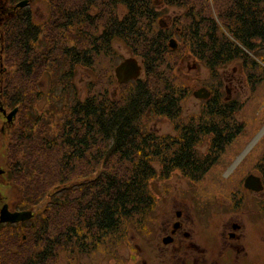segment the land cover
Returning a JSON list of instances; mask_svg holds the SVG:
<instances>
[{
	"label": "trees",
	"instance_id": "obj_1",
	"mask_svg": "<svg viewBox=\"0 0 264 264\" xmlns=\"http://www.w3.org/2000/svg\"><path fill=\"white\" fill-rule=\"evenodd\" d=\"M22 1L0 0V50L5 58L0 70V107L19 109L20 117L19 127L7 146L8 160L12 161L8 163L10 170L7 168L0 174L4 182L9 175L22 193L19 205L25 206L19 209L33 212L31 221L35 227L24 228L22 237L17 231L20 239L11 245L13 252L6 246L11 239L9 243H0V264H22V255L27 257L24 264H45L52 257L42 260L44 254L35 248L40 240L47 244L43 250L55 246L80 248L82 239L94 240L118 233L125 221L144 216L153 209L156 200L149 193V184L157 175L154 162L165 166L167 174L179 170L184 177L197 180L217 164L221 154L241 134L242 129L234 117L240 106L237 102L223 101L216 91L204 100L203 118L199 124L184 128L182 124L178 125L179 136L170 139L144 127L145 117L168 116L173 120L181 111V92L175 87L178 66L175 78H172V70L166 67L167 56L180 45L177 50L169 49L166 40L174 34L166 39V31L156 32V3L183 10L182 15L174 19V24L187 22L184 28L176 27L186 35L188 55L204 62L212 75H216L233 57L242 53L225 33L233 35L248 49H252L253 38L264 41V0H258L256 6L254 0L248 5L243 0H46L51 6L47 30L34 19L28 4L15 9ZM94 4L100 5L99 12L89 15ZM119 5L127 11L122 18L116 14ZM253 6L262 25L251 24L248 20L251 9V15H255ZM216 14L221 21L219 26L215 21ZM90 18L94 21L86 24L87 28L82 27ZM76 22L86 38L84 49L80 44L77 45L79 50L75 46L68 48L61 42V50L56 43L51 49L34 50L43 32L46 38L55 40L61 30L65 32L69 27H76ZM99 23H104L109 30L104 41L97 45L87 38V34ZM114 38L132 44L145 62L147 80L139 78L121 85L125 89L116 100L102 95L101 91L88 95L84 101L78 99L63 118L60 134L55 139L41 136L50 127L46 119L44 130L40 129L34 135L32 131L40 118L31 112L34 96L28 93L29 84H36L48 66L56 64L55 61L60 67H66L69 59L73 64L82 59L91 67L92 54L111 51L110 41ZM181 61L182 58L179 63ZM69 74L70 69L61 78ZM28 114L30 118L27 119ZM204 135L212 137L211 154L207 156L196 150ZM52 163H57L54 171ZM92 163L103 170L93 178H86L88 171L94 174ZM54 185L58 187L52 189ZM19 226L23 227V223ZM53 226L57 233L50 229ZM81 231L83 233L79 234ZM43 235H47L46 240ZM32 247L35 252L30 251Z\"/></svg>",
	"mask_w": 264,
	"mask_h": 264
},
{
	"label": "rangeland",
	"instance_id": "obj_2",
	"mask_svg": "<svg viewBox=\"0 0 264 264\" xmlns=\"http://www.w3.org/2000/svg\"><path fill=\"white\" fill-rule=\"evenodd\" d=\"M243 2H246V0H243ZM99 6L94 4L89 10V15L97 14ZM156 6L158 10V17L154 24L156 32L160 29L166 31L168 33L166 39L169 35L174 34V38L178 40L180 45L177 51L167 56L166 67L172 70V78H175L174 72L178 66L175 87L177 91L180 90L181 92V111L179 116L173 120L168 116L152 115L150 118L145 117L143 120L144 127L159 136H167L172 139L180 134L178 125L182 124L183 128L185 125L191 124L197 126L201 118H203L202 111L205 103L204 100L196 98L193 93L201 87H206L211 92H219L223 101L237 102L240 106L234 117L242 129L241 134L221 154L217 164L197 180L184 177L179 170H173L167 174L165 166L154 162L157 175L149 184V193L156 200V205L153 209L144 216L125 221L118 233L115 232L100 239L95 238L93 240L88 237L82 239L79 242L82 244L80 248L72 246L69 249H64L55 246L54 249L43 250L44 244L45 246L47 244L44 240H40L35 248L36 251H41L39 253L44 254L42 260L52 257L45 264H144V260L146 264H153V257L154 255L156 256L155 250L158 248V240L156 241V239L159 227L155 223L156 219L158 221L161 219V222L166 221L161 224L164 227V223L166 224L168 219L172 217L175 219L176 210H182L192 216L197 224L207 221L214 223L212 225L214 229L217 223L230 218L234 203L241 204V208L244 210L246 207L249 210L256 209V206L257 208L260 207L258 197L247 193L243 185L245 178L250 174H255L264 180V133L260 135L264 128V41L261 42V39L258 40L259 38L255 37L251 42L252 49H248L233 35L225 33L228 39L240 47L239 50L243 54L239 53L233 57L216 75H212L204 62L193 58H189L186 61L188 64L187 68L184 69L179 61L183 56L189 54L188 50L185 49V47L189 49V44L185 42L186 35L182 34L183 31L181 30L178 35L176 28L179 26L184 28V24L187 22H183L180 25L177 22V25L176 23L172 24L169 29L164 26L165 23L169 22L171 16L176 20L178 15H182L183 10L176 7H161L157 3L154 10ZM28 7L34 19L47 30L46 25L51 14L49 2L46 0H31L28 3ZM118 7V9L116 8V14H119V17L122 18L127 13L126 8L121 5ZM213 10H215V5ZM217 12H219L218 9ZM1 13L0 8V15ZM92 18L81 26L87 28L86 24L92 20L94 21ZM215 21L218 26L221 25L217 14ZM75 24L78 25L72 28L69 27V30L65 32L61 30L62 33L57 35L55 40L49 37L46 38V33L43 32L38 42L35 43L34 50L41 52L43 48L51 49L54 43L58 44V48L61 50V42L66 43L68 48L74 46L78 48L77 45L80 44V48L84 49L86 38L81 33L80 24L78 22ZM107 30H109L108 26H104V23H99L96 29H89L87 38L89 39L90 37L91 42H97V45H100L105 39L104 35ZM75 34L76 39H74ZM167 42L168 39L166 44ZM82 43L83 45H81ZM110 43L112 46L111 51H101L98 55L92 54L93 64L92 66L90 65L91 67H88L86 61L82 59L78 64H73L68 58L69 66L66 67H60L55 61L56 64L52 63V65L48 66L47 72L37 80L36 84H29L28 93L34 96L31 112L32 114H37L40 118V122L32 131L34 135L39 133L40 129L44 130V119H46L50 127L41 136L44 137L43 135H45L51 140L55 139L60 134L63 118L74 106L75 101L78 99L84 101L88 95H94V92L99 94L101 91L102 95L106 94L111 100L119 99L125 88H121V85L118 84L115 77V68L126 58L136 57L139 60L143 66L140 79L142 81L147 80L145 62L138 56L137 51L131 47L132 44L118 38L112 39ZM2 59L5 58L1 56L0 50V70L2 69ZM194 63L196 64V69L194 68ZM198 64H201L202 67ZM69 69V76L61 78ZM183 71L187 72L182 73ZM132 85L130 83V87ZM1 93L2 89L0 88V97ZM6 110L9 113L13 108L6 107ZM26 118H30V114L26 115ZM19 120V109L18 115L13 122L7 123L0 108V170H7L8 163L12 162L8 160L7 146L14 131L19 127ZM47 138L45 139L46 141ZM211 143V135H204L201 142L196 146V150L201 155L207 156L211 154ZM238 158L239 161L235 167L231 168ZM56 164L52 163L53 171ZM91 167L94 168V174L88 171V177L86 178H93L94 175L103 170V167L95 166V163H92ZM105 167L106 165H104ZM1 176L3 175L0 174V210L4 204H8L11 211H20L19 208L25 206V204L19 205L22 202V193L12 183L9 175H7L5 182ZM56 186H52V189ZM175 199L178 201L174 202ZM72 214L73 216L76 215L74 211ZM240 216L241 214L238 215V217ZM248 219L251 220L253 226L262 221V217L260 215L257 216L254 212L252 215L249 213ZM32 222L33 220L26 221L23 223V227L18 224H0V243H9L11 239L9 245L6 246L11 248L13 252L14 249L11 245L17 242V238L20 239L22 237L24 228L28 229L31 226L32 229L35 227ZM26 229L25 235L28 236ZM50 229L55 230L57 233V229L54 226ZM205 229L203 228L202 231L199 230L197 232L211 239L214 234L213 230ZM17 231H20V237H17ZM83 232L85 231L83 230ZM83 232L81 231L79 234ZM76 237L78 238V235ZM43 238L46 240L47 235H43ZM155 243L157 244L156 246ZM29 249L35 252L33 247ZM256 254H260V252ZM26 259L27 257L22 255L21 263L24 264ZM156 259L158 260L157 256ZM259 261V258H254L252 264H257ZM36 264L43 263L36 262Z\"/></svg>",
	"mask_w": 264,
	"mask_h": 264
},
{
	"label": "flooded vegetation",
	"instance_id": "obj_3",
	"mask_svg": "<svg viewBox=\"0 0 264 264\" xmlns=\"http://www.w3.org/2000/svg\"><path fill=\"white\" fill-rule=\"evenodd\" d=\"M250 1L253 2L246 0V4L248 5ZM256 5L258 0H254V6ZM254 6L255 15L254 17L251 15L253 10L251 9L248 20L251 24L262 25ZM172 24H174V18L171 16L166 27L169 28ZM179 30L176 28V32ZM181 64L184 69L187 68L186 60ZM184 72L187 71L182 73ZM261 180L263 190L259 192L249 190L243 185L247 193L258 197L260 207L256 206V209L252 210L246 207L244 210L241 204L234 203L230 218L217 223L214 229L212 228L214 223L207 221L197 224L192 216L182 210H176V220L174 217L168 219L164 227L161 224L166 221L161 222V219L159 221L156 219L155 223L159 227L156 239L158 248L155 250L158 260L154 255L153 264H252L254 258L260 259L257 264H264V180L263 178ZM177 201V199L174 200V202ZM253 212L262 217V221L254 226L248 219L249 213L252 215ZM239 214H241L240 217H238ZM203 228L213 230L211 239L197 232L202 231ZM157 244L155 243V246ZM259 252L260 254H256ZM143 263L146 264V261L144 260Z\"/></svg>",
	"mask_w": 264,
	"mask_h": 264
},
{
	"label": "water",
	"instance_id": "obj_4",
	"mask_svg": "<svg viewBox=\"0 0 264 264\" xmlns=\"http://www.w3.org/2000/svg\"><path fill=\"white\" fill-rule=\"evenodd\" d=\"M28 0L22 1L16 5V8H22L28 4ZM168 47L171 50H177L179 47V43L175 38H172L168 41ZM192 59L191 56H185L181 63ZM194 68L196 69V64L194 63ZM142 71V67L139 65V61L136 58H127L122 61L115 69V75L117 82L119 84H124L131 80H136L140 77ZM194 96L199 99H208L211 96V92L207 88H200L195 91ZM2 114L6 117L8 122H12L14 118H16L18 110L14 109L10 113L1 107ZM1 173V172H0ZM244 186L252 191L259 192L263 190V184L260 177L255 175H249L244 182ZM34 217L32 211H10L7 204H5L0 210V223H23L31 220Z\"/></svg>",
	"mask_w": 264,
	"mask_h": 264
},
{
	"label": "bare ground",
	"instance_id": "obj_5",
	"mask_svg": "<svg viewBox=\"0 0 264 264\" xmlns=\"http://www.w3.org/2000/svg\"><path fill=\"white\" fill-rule=\"evenodd\" d=\"M262 133H264V128H263L262 131L260 132V135H262ZM251 145H252V144H251ZM242 155H243V154H242ZM242 155H241V156H242ZM241 156H240V157H241ZM238 161H239V158H238V160L232 165L231 168H234Z\"/></svg>",
	"mask_w": 264,
	"mask_h": 264
}]
</instances>
